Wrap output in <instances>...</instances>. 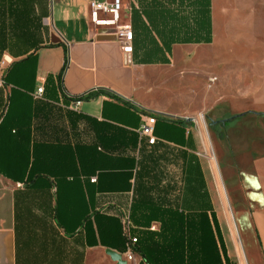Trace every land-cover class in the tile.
Segmentation results:
<instances>
[{"label":"crops","instance_id":"0c3cea01","mask_svg":"<svg viewBox=\"0 0 264 264\" xmlns=\"http://www.w3.org/2000/svg\"><path fill=\"white\" fill-rule=\"evenodd\" d=\"M90 1L0 0V264H119L107 251L127 261L130 236L127 264H264V166L229 207L233 169L205 160L204 116L174 83L215 43L218 3L123 0L125 53Z\"/></svg>","mask_w":264,"mask_h":264},{"label":"rangeland","instance_id":"374dc122","mask_svg":"<svg viewBox=\"0 0 264 264\" xmlns=\"http://www.w3.org/2000/svg\"><path fill=\"white\" fill-rule=\"evenodd\" d=\"M215 1L220 14L217 39L213 45L193 48L190 63L181 67L174 83L182 78L189 82L193 114L204 116L205 160L233 169L225 170L232 188L226 204L232 208L243 200V179L255 184L256 178L246 174L253 173L256 164L264 166V0ZM125 20L123 15L121 22ZM245 112L227 124L220 121Z\"/></svg>","mask_w":264,"mask_h":264},{"label":"built area","instance_id":"2783aa9c","mask_svg":"<svg viewBox=\"0 0 264 264\" xmlns=\"http://www.w3.org/2000/svg\"><path fill=\"white\" fill-rule=\"evenodd\" d=\"M124 2L123 0H91L89 2V15L94 24L102 26L101 30H105L116 36L122 45V49L125 53H131L133 51V30L132 25L129 22H121V17L124 15ZM5 79L3 78V61H0V86L5 85ZM44 86L37 89L34 96L41 98L44 92ZM72 106L76 109L80 107L83 102L82 96L73 97ZM157 117L155 115H149L146 117L141 125L140 132L142 135L149 138V143L153 144L157 140L155 135ZM94 177L92 181H96ZM138 241L137 237H131L128 242L129 250L127 254V262L134 259V255L131 252L132 244Z\"/></svg>","mask_w":264,"mask_h":264},{"label":"trees","instance_id":"16d2710c","mask_svg":"<svg viewBox=\"0 0 264 264\" xmlns=\"http://www.w3.org/2000/svg\"><path fill=\"white\" fill-rule=\"evenodd\" d=\"M249 112H245V113H239V114H235V115H229L227 116L226 118L224 119H221L220 121L223 123V124H227V122H232L233 120L235 119H239L240 117L242 116H245L247 115ZM264 114V113H263Z\"/></svg>","mask_w":264,"mask_h":264},{"label":"water","instance_id":"95a60500","mask_svg":"<svg viewBox=\"0 0 264 264\" xmlns=\"http://www.w3.org/2000/svg\"><path fill=\"white\" fill-rule=\"evenodd\" d=\"M114 260H117L119 262V264H127V261L126 260H123L122 259V255L115 252V251H112V250H108L107 251Z\"/></svg>","mask_w":264,"mask_h":264}]
</instances>
